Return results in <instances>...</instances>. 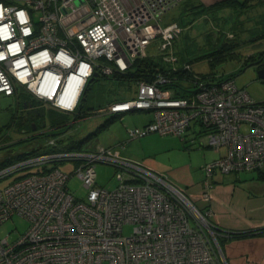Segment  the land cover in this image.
<instances>
[{"label":"built area","instance_id":"1","mask_svg":"<svg viewBox=\"0 0 264 264\" xmlns=\"http://www.w3.org/2000/svg\"><path fill=\"white\" fill-rule=\"evenodd\" d=\"M180 1L139 0L127 7L123 0H0V95L22 92L26 110L43 117L46 111L79 113L89 79L122 74L138 59L160 60L164 68L156 67L149 82L137 81L134 97L89 114L151 111L152 120L129 129L128 140L155 133L184 141L195 123L208 147L224 149L200 168L197 207L164 175L123 158L124 146L67 149L45 135L44 144L15 154L20 159L0 169L2 179L38 167L0 191V226L14 216L28 223L15 239H0V264H225L209 220L211 179L216 172L264 169V103L221 76H194V87L175 96L168 75L190 67L178 64L174 50L181 26L163 17ZM64 162L74 163L70 174L51 166ZM98 164L115 169L114 189L97 186ZM71 179L80 181L83 197L69 190ZM127 225L132 230L124 235Z\"/></svg>","mask_w":264,"mask_h":264},{"label":"rangeland","instance_id":"2","mask_svg":"<svg viewBox=\"0 0 264 264\" xmlns=\"http://www.w3.org/2000/svg\"><path fill=\"white\" fill-rule=\"evenodd\" d=\"M176 8L169 11L163 17V23L173 19L182 28L175 46V52L179 59L191 62L192 70L198 74H208L211 71H215L222 78L233 77L236 86L244 88L253 101L264 103V80L258 78V66H245L243 64L245 56L264 54V2L255 0L251 1L246 8L233 6L229 10L223 9L219 14L208 13L205 16L189 14V11H181V8ZM217 30L221 33L217 32ZM225 34L226 37L231 39L229 42L234 43L236 46V52L234 53L240 56V60L219 62L211 69L206 61V56L213 53L221 44L226 42ZM147 53L151 57L155 54V50L153 47H149ZM97 62L108 64L102 61ZM134 68L135 66L132 65L122 74L130 73ZM118 76L120 75L117 74V78H113L114 76L106 78L99 76L94 78L95 80L93 81L91 79L88 80L82 95L80 108L81 114H87L88 116L84 118L80 117L73 122L75 119L73 113L69 114L70 122L66 130L59 135L56 134L62 132V129H59L56 133L54 132V137L63 140L60 143L61 147L66 148L67 145L73 142H80L88 134H93L99 125L111 118L110 115L95 116L89 113L99 107H105L106 104L112 101H124L134 97L137 89L136 82L128 79H119ZM17 100L21 101L20 105ZM22 101V92L18 96L6 97L0 95V163L7 159V157L25 153L32 148H36L40 143L44 144L46 141V139H43L45 135L53 132L50 130L51 128L45 129L50 124L49 119L51 115L49 111L45 112L46 127L39 125L37 127V123L32 121L36 124L32 123L33 126L30 128L31 133L28 131L27 127L29 126L26 120L20 125V128L17 124L11 126L14 118L21 120L24 117L25 112H23ZM32 114L37 115L35 112H32ZM38 116L43 118L42 115ZM152 116L151 111L130 112L116 116L107 129L97 132L92 136L91 140L87 141V143L84 142L81 148H85L88 145H100L119 149L121 146H124V149H120V154L123 158H126L124 155L128 157L135 155V159L137 160L135 162H142L165 177L174 172L181 173L178 170L183 168L182 166L188 163L189 160H192L195 165L198 162L194 159L198 150L203 153L207 152L206 156L210 159L207 163L219 157L213 149H198L199 143L206 145L207 139L205 135H201V141L199 139L195 140V143L188 141L191 135L199 133L200 127L197 124L195 130L191 129L187 135L185 134L187 140L184 142L185 145L177 137L160 136L155 133L148 134L139 139L128 140V130L142 128L149 122ZM29 133L31 137L27 136L26 138V134L29 135ZM35 137H41L42 140H37ZM30 138L34 139L30 141L29 145L27 144L28 142L24 144L16 143L22 139ZM50 151L57 152L58 149L55 148ZM43 152H45V149L39 150L37 153ZM220 154H224L223 148ZM204 165L198 166L196 170L200 180L202 179L200 168ZM51 166H55L57 169H61L68 174L74 170V163L72 162L57 163ZM37 168L33 167L24 171L14 172L0 179V191L13 182L15 178L26 173L35 172ZM184 171L186 172V170ZM95 172L97 186L107 190H112L117 186L116 171L113 167L98 164L96 165ZM67 186L76 197L81 198L84 196L85 191L81 187L79 180L71 179L68 181ZM27 228L28 223L24 219L14 216L0 226V239L8 236V240H13L23 234ZM131 230V226H124L123 234L128 235L131 233Z\"/></svg>","mask_w":264,"mask_h":264},{"label":"crops","instance_id":"3","mask_svg":"<svg viewBox=\"0 0 264 264\" xmlns=\"http://www.w3.org/2000/svg\"><path fill=\"white\" fill-rule=\"evenodd\" d=\"M138 1L139 0H123L127 7L134 5ZM221 1L223 0H181L176 6V9L181 8V11H189V14L204 16L203 13L206 9L210 10L211 7ZM210 11H214V9ZM22 107L23 112H25L22 119L24 121L29 110H26L23 105ZM151 120L152 118L149 122ZM196 126L197 125L192 124L187 133L190 132L191 129L195 130ZM45 129H50V127ZM191 134L193 133L191 132ZM201 135L204 134L201 128H199V133L191 135L188 141H193L194 143L197 139L201 141ZM185 137L184 142L187 141ZM200 148L211 149L207 146V143L206 145L199 143L198 149ZM221 150L222 149H219L217 152L213 151L218 154V156H222L224 154H220ZM206 153L207 152L203 153L198 150L194 158L198 161L195 163L197 166L194 165L192 160H189L188 163L182 166L183 168L178 170L181 173L174 172L166 177L174 185L184 190L190 202L197 207H202L200 202L202 183L196 170L198 166L207 164L210 160L207 158ZM124 156L129 160L137 161L135 155H131L130 157ZM184 170H186V172ZM211 181L213 199L209 203V208L212 211L209 220L214 226L225 232L252 231L264 228V169L228 175L216 172L212 176ZM220 250L221 257L225 264H264V236L231 239L226 241Z\"/></svg>","mask_w":264,"mask_h":264},{"label":"trees","instance_id":"4","mask_svg":"<svg viewBox=\"0 0 264 264\" xmlns=\"http://www.w3.org/2000/svg\"><path fill=\"white\" fill-rule=\"evenodd\" d=\"M251 1H255V0H243V1H240V0H223V1L219 2L218 4H216L215 6L210 8V10L214 9V11H210L209 9L208 10L206 9V11H204L203 14H204V16L207 15L208 13L216 15V14L220 13L219 12L220 10L225 9V8L229 10L233 6L238 7V8H246L247 6H249V3ZM258 1L264 2V0H258ZM217 32H220V31L217 30ZM226 34H228V33H226ZM226 34H225L226 42L221 44L217 48V50H215L213 53L208 54L206 56V61H207L208 65L211 69L214 68L216 66V64L219 62H224L227 60L228 61H239L240 60V56L237 53L236 54L234 53V52H236L235 51L236 46L234 45V43L229 42L231 39L226 37ZM176 42L174 44V50H175ZM175 54H176V52H175ZM257 55H259V56H256V54L255 55L251 54V55L245 56L244 60H243V64L245 66H247V65L253 66L252 64L257 63V66H258L257 69L264 68V54H257ZM177 62L181 66L189 65L190 71H185V70L179 68V70L177 72L170 73L168 75V77L172 78V80H173V85L171 87L174 88V92H175L176 97L183 96L184 95L183 91L186 90V88L194 87L193 86L194 85V79H193L194 76H198L201 79H207V78L211 79V78H214L215 76H221L220 74L215 73V71H211L208 74H198L192 70V63L191 62L182 61L179 59L178 56H177ZM133 65L135 66V68L132 72L124 74V75L118 74V75H120V76H118V78L123 79V80L128 79V80L135 81V82L140 81V80L149 82L153 78V74H154L156 67L164 68V66H165L160 60L157 61V60H152V59H145V60L138 59V60H135ZM113 78H117V74H115ZM93 80H95V79L94 78L91 79V81H93ZM182 89H183V91L181 92ZM76 111H78V110H76ZM50 115L51 116L49 119L50 120L49 121L50 122L49 127L53 131L51 133V135L54 136L55 133L59 129H62V132H59L56 135L62 134L66 130L68 123L70 122L69 114L50 112ZM73 116L75 118L74 121H76L80 117L84 118L85 116H87V114H81V111L79 109V113L78 112L73 113ZM115 117L116 116H113L109 120H106L103 124L99 125L93 134H88L80 142H75V143L73 142L74 144L71 143V144L67 145L66 148L67 149H79V148H81V145L84 142L87 143V141L91 140L92 136H94L97 132H100L102 130L107 129L109 124L111 122H113ZM17 119H18V121H17ZM17 119H15V118L13 119L11 126L14 124L15 125L17 124L20 128L21 127L20 125L23 124L24 121L22 119L19 120V118H17ZM25 120L27 121L28 126H29V127H27L28 131L31 132L30 128H32V126H33L32 121H35V120L27 118V116H26ZM36 123H37V127H38V125L41 127H44L46 124V116L44 115V117L41 118V120L39 122H36ZM36 123H33V124H36ZM35 138H37V137H35ZM32 139H34V138H30V139H26V140L22 139L20 141H17L16 143L17 144H22V143L24 144L25 142H28L27 144L29 145V143ZM62 142H63V140H60V143H62ZM182 142H184V141H182ZM183 145H185V143H183ZM18 159H20L19 156L8 157L7 159H5L4 161H2L0 163V169L6 167L8 165L13 164ZM214 227L216 230V240H217V243H218L220 248L222 247V245L226 241L231 240V239L246 238V237H252V236H264V228L252 230V231L225 232L216 226H214Z\"/></svg>","mask_w":264,"mask_h":264},{"label":"water","instance_id":"5","mask_svg":"<svg viewBox=\"0 0 264 264\" xmlns=\"http://www.w3.org/2000/svg\"><path fill=\"white\" fill-rule=\"evenodd\" d=\"M252 65H257V63H254V64H252ZM257 75H258V78L264 80V68H260V69H258V70H257ZM24 107H26V105H24ZM73 122H75V121L73 120ZM72 124H73V123H72ZM33 130H34V129H33Z\"/></svg>","mask_w":264,"mask_h":264},{"label":"flooded vegetation","instance_id":"6","mask_svg":"<svg viewBox=\"0 0 264 264\" xmlns=\"http://www.w3.org/2000/svg\"><path fill=\"white\" fill-rule=\"evenodd\" d=\"M37 117H38V115L32 114V112H29L28 115H27V118H30V119H33V120L36 119ZM34 128H35V127H34ZM30 133H31V132H30ZM30 133H29V135L26 134V138H27V136H28V137H31V136H30V135H31ZM25 140H26V139H25Z\"/></svg>","mask_w":264,"mask_h":264},{"label":"clouds","instance_id":"7","mask_svg":"<svg viewBox=\"0 0 264 264\" xmlns=\"http://www.w3.org/2000/svg\"><path fill=\"white\" fill-rule=\"evenodd\" d=\"M19 15L21 16V18L24 17V13L23 12H21Z\"/></svg>","mask_w":264,"mask_h":264}]
</instances>
